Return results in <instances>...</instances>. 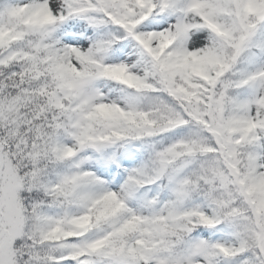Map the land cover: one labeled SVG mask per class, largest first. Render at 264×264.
Listing matches in <instances>:
<instances>
[{
    "label": "snow or ice",
    "instance_id": "6c2138e0",
    "mask_svg": "<svg viewBox=\"0 0 264 264\" xmlns=\"http://www.w3.org/2000/svg\"><path fill=\"white\" fill-rule=\"evenodd\" d=\"M0 264H264V0H0Z\"/></svg>",
    "mask_w": 264,
    "mask_h": 264
}]
</instances>
